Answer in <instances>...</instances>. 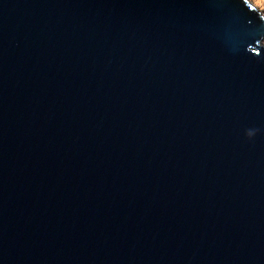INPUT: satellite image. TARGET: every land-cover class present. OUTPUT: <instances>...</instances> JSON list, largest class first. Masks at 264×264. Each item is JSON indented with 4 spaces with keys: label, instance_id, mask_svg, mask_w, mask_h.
Instances as JSON below:
<instances>
[{
    "label": "water",
    "instance_id": "water-1",
    "mask_svg": "<svg viewBox=\"0 0 264 264\" xmlns=\"http://www.w3.org/2000/svg\"><path fill=\"white\" fill-rule=\"evenodd\" d=\"M263 40L249 0H0V264H264Z\"/></svg>",
    "mask_w": 264,
    "mask_h": 264
},
{
    "label": "rangeland",
    "instance_id": "rangeland-1",
    "mask_svg": "<svg viewBox=\"0 0 264 264\" xmlns=\"http://www.w3.org/2000/svg\"><path fill=\"white\" fill-rule=\"evenodd\" d=\"M252 4H254L264 16V0H249ZM264 44V40L262 42Z\"/></svg>",
    "mask_w": 264,
    "mask_h": 264
}]
</instances>
